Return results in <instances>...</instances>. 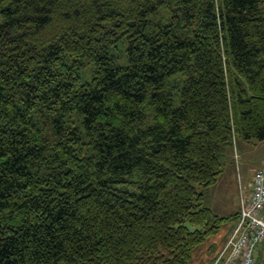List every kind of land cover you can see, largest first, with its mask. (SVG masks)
<instances>
[{"label":"trees","instance_id":"obj_1","mask_svg":"<svg viewBox=\"0 0 264 264\" xmlns=\"http://www.w3.org/2000/svg\"><path fill=\"white\" fill-rule=\"evenodd\" d=\"M240 140L264 0H0V264H189Z\"/></svg>","mask_w":264,"mask_h":264},{"label":"built area","instance_id":"obj_2","mask_svg":"<svg viewBox=\"0 0 264 264\" xmlns=\"http://www.w3.org/2000/svg\"><path fill=\"white\" fill-rule=\"evenodd\" d=\"M264 241V170L252 175L251 193L241 200L232 232L211 264H255L254 251Z\"/></svg>","mask_w":264,"mask_h":264},{"label":"crops","instance_id":"obj_3","mask_svg":"<svg viewBox=\"0 0 264 264\" xmlns=\"http://www.w3.org/2000/svg\"><path fill=\"white\" fill-rule=\"evenodd\" d=\"M241 144H239V147ZM242 156L238 160L237 168L233 161L228 162L225 166L223 172L219 176L216 184L211 188V206L213 210L218 213L219 215H230L233 213H237L240 209L241 200L247 199L250 196L251 193V181H252V175L250 174L248 176L247 172H244V165L247 163V156ZM240 167V168H239ZM244 170V171H243ZM238 176V192H236V195L238 196L237 200L231 199V196L229 197V183H230V176L229 173L235 174ZM255 172V171H254ZM242 179V183L239 182V179ZM247 181V183L245 182ZM241 186L242 190L239 192V189ZM238 193V194H237ZM242 193V194H241ZM241 195V196H239ZM242 198V199H241ZM234 226V220L229 221L226 224H224L219 232L211 237H209L206 241H204L202 244L197 246L195 250L192 253V258L189 262V264H210L211 259L219 250V248L224 244L225 240L227 239L228 235L230 234L232 228ZM264 252V243L261 244L255 253V257L257 259V255L260 253L259 251ZM259 252V253H258ZM257 264V261H256Z\"/></svg>","mask_w":264,"mask_h":264},{"label":"rangeland","instance_id":"obj_4","mask_svg":"<svg viewBox=\"0 0 264 264\" xmlns=\"http://www.w3.org/2000/svg\"><path fill=\"white\" fill-rule=\"evenodd\" d=\"M239 144H241L239 149H234L233 151V158H234L235 166L237 167L238 160L244 153L243 156L245 157L247 156V163L246 165H244L245 171L243 170L244 172H247L246 176L253 174L254 171H256L257 169L264 170V141L257 142V144L255 145H250L247 142L240 140L239 143H237V146H239ZM235 170L237 171L238 167ZM229 176L231 180L229 183L230 185L228 187V190H229L228 194H229V197L231 196V199L237 200L238 196L236 195V192H238V179H237L238 176L236 175V172L233 175L232 173H229ZM242 181L243 180L240 178L239 182L242 183ZM245 182L247 183L246 180ZM242 187L244 188V186H241L239 189V192L242 190ZM261 250L262 249H260L259 251L260 253L258 252L259 254L257 255V259H256L257 264H264V252H261Z\"/></svg>","mask_w":264,"mask_h":264}]
</instances>
